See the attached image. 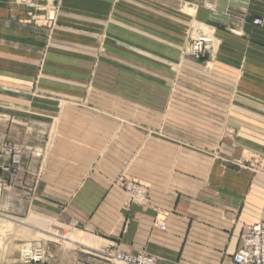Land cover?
<instances>
[{
	"label": "crops",
	"instance_id": "0c3cea01",
	"mask_svg": "<svg viewBox=\"0 0 264 264\" xmlns=\"http://www.w3.org/2000/svg\"><path fill=\"white\" fill-rule=\"evenodd\" d=\"M25 1L0 0V110L8 87L37 79L32 102L15 103L13 129L0 134L23 150L0 209L27 220L45 264H108V247L156 264H233L240 232L264 222V174L236 165L264 157V0ZM57 2L51 27L43 13ZM108 11L111 30L125 32L127 63L157 67L143 78L175 84L128 87L144 98L126 113L45 98L70 94ZM192 23L218 41L207 63L180 55ZM121 179L145 186L146 204L130 202Z\"/></svg>",
	"mask_w": 264,
	"mask_h": 264
},
{
	"label": "rangeland",
	"instance_id": "374dc122",
	"mask_svg": "<svg viewBox=\"0 0 264 264\" xmlns=\"http://www.w3.org/2000/svg\"><path fill=\"white\" fill-rule=\"evenodd\" d=\"M27 1L28 2L25 1L26 6L34 9L38 7L37 2L30 0ZM58 3L59 2L53 5L55 11L53 21L47 20L46 10L43 13L45 20L51 24V27L57 22L59 12ZM47 4L50 9L51 4L46 3V5ZM100 19H102V28L95 32H90L94 36L96 46H89L84 52L87 54L88 58H92V63H89L85 69H78L77 67V71H72V78L70 79L69 85L72 89L70 90L69 95L44 96L45 98L48 97L52 99V101L69 104L76 108H87V110L92 109V112H94L93 109L95 104L102 105L105 112H107L105 108H111V105H118L119 112L126 113L127 103L132 104L134 102L135 104H138L141 103L144 98L141 94H128V87H131V89L135 88L137 91V88L141 87L159 86L161 82L163 85L167 86H173L175 84L174 79H171V82L165 83L164 80H160L157 77L143 78L144 70L158 72V68L137 62L134 64H128L126 61L125 32L118 31L119 33H117L116 30H111V14L109 11L103 12ZM204 30H207V28L203 24L192 23L189 26L180 51L182 58L195 62L207 63L214 57L218 48V41L214 37L211 29H209L211 35L209 38L210 43L207 45L208 52L206 56L203 59L197 60L189 53V47L193 40L204 35ZM116 35H118L119 40L116 39ZM121 37L123 39H120ZM41 66H43L42 63H40V67ZM174 70L175 68L173 67L172 72H174ZM79 74L81 77L74 76ZM27 82L29 83L27 84ZM18 85L21 86V90L18 89V87L17 89L13 87H8L7 89V109L5 111L0 110V120H2L3 125L6 124L7 126H0V134L4 131L9 134V131L13 129L14 115L16 111L12 107L15 106V103H20L23 105V108H26L29 106L30 102H32V99L34 98V90L37 86V79L22 80V83H18ZM14 90L19 93H13ZM62 112L63 111H61V113ZM22 113L24 117H29L28 115L31 114V111L24 109ZM36 127L37 126H35V129ZM25 128L28 136H30L32 132L31 126L29 125ZM0 140L2 139L0 138ZM251 157L252 156L245 157L236 165L238 167H245L246 164L244 163ZM241 163L244 166H242ZM4 190L5 187L0 191V195ZM26 222L27 220L20 218L15 219L14 215L9 213V211L4 212L3 209H0V264H23L20 259L21 254L26 249H30L36 245L31 244V242L36 241L37 234L31 232V229L27 226ZM40 238H43L44 240L47 239L44 236H40Z\"/></svg>",
	"mask_w": 264,
	"mask_h": 264
},
{
	"label": "built area",
	"instance_id": "2783aa9c",
	"mask_svg": "<svg viewBox=\"0 0 264 264\" xmlns=\"http://www.w3.org/2000/svg\"><path fill=\"white\" fill-rule=\"evenodd\" d=\"M54 8L47 10V20H54ZM261 20L256 18L252 21L254 25H260ZM210 39L204 35L193 40L189 47V53L195 59H203L207 52V45ZM22 148L17 145L7 144L0 140V191L4 188L7 177L13 176L20 165ZM40 157V153H35ZM244 163V162H243ZM247 168L254 173L264 174V157H251L245 162ZM242 166H244L241 163ZM8 178V179H9ZM122 187L129 196L130 202L144 205L148 201V192L145 186L134 181L120 180ZM156 221L163 222L162 218L157 217ZM159 230L163 231L164 226L159 223ZM102 258L108 264H156L157 258L146 253L130 254L116 247H108L101 252ZM46 252L44 248L36 244L30 249H26L21 254L23 264H45ZM233 264H264V222H258L252 226L245 227L238 236L237 249L232 256Z\"/></svg>",
	"mask_w": 264,
	"mask_h": 264
},
{
	"label": "bare ground",
	"instance_id": "6f19581e",
	"mask_svg": "<svg viewBox=\"0 0 264 264\" xmlns=\"http://www.w3.org/2000/svg\"><path fill=\"white\" fill-rule=\"evenodd\" d=\"M204 36L206 37V38H210V35H211V32H210V30L207 28V30H204ZM6 217V216H5ZM30 218V217H29ZM13 219V218H12ZM22 222V221H21ZM32 222V221H31ZM51 230V229H50ZM43 231V230H42ZM46 231V230H45ZM49 235V234H48ZM55 235V234H54ZM56 236V235H55ZM60 236H62V235H60ZM57 237V236H56ZM64 237V236H63ZM66 238V237H65ZM86 239V238H85ZM78 239H76V238H74L73 236H69V237H67L66 238V243H68V244H71L72 245V243H74L75 241H77ZM82 240V239H81ZM82 242H84V241H82ZM79 243V242H78Z\"/></svg>",
	"mask_w": 264,
	"mask_h": 264
}]
</instances>
